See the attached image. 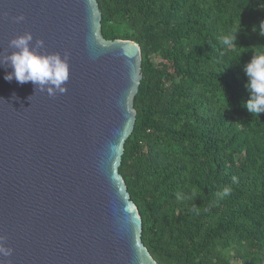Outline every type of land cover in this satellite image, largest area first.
<instances>
[{"label": "trees", "instance_id": "obj_1", "mask_svg": "<svg viewBox=\"0 0 264 264\" xmlns=\"http://www.w3.org/2000/svg\"><path fill=\"white\" fill-rule=\"evenodd\" d=\"M96 2L101 37L141 53L118 167L141 243L157 264H264V113L242 106L264 0Z\"/></svg>", "mask_w": 264, "mask_h": 264}, {"label": "water", "instance_id": "obj_2", "mask_svg": "<svg viewBox=\"0 0 264 264\" xmlns=\"http://www.w3.org/2000/svg\"><path fill=\"white\" fill-rule=\"evenodd\" d=\"M100 21L96 0H0V55L30 32L69 65L67 91L53 96L6 81L12 69L0 66V236L13 249L4 264H157L118 173L141 53L103 39Z\"/></svg>", "mask_w": 264, "mask_h": 264}, {"label": "clouds", "instance_id": "obj_3", "mask_svg": "<svg viewBox=\"0 0 264 264\" xmlns=\"http://www.w3.org/2000/svg\"><path fill=\"white\" fill-rule=\"evenodd\" d=\"M7 15V13H5ZM17 22L24 20L21 14L14 17ZM240 28L233 27L228 35L224 36L221 43L224 46H233L237 39V32ZM253 30L256 28L253 26ZM260 35L264 36V21L260 24ZM33 36L30 32L17 36L10 40L9 47L15 49L10 54L0 55V66L10 67L11 72L4 76L6 81L15 80L24 84L32 82L36 90L46 91L53 96L57 92L67 91L66 82L69 80V65L67 53L62 57L59 53L41 52L43 40L37 39L32 43ZM243 71L247 76L245 84L249 92V99L242 104L249 113L260 116L264 113V50L254 51L251 60L244 66ZM225 190V195L227 194ZM6 236H0V257L8 258L12 255L13 249L6 246ZM5 259H0L4 264Z\"/></svg>", "mask_w": 264, "mask_h": 264}]
</instances>
